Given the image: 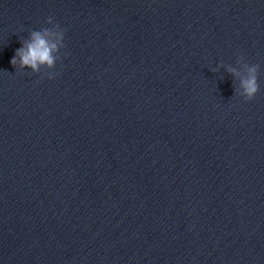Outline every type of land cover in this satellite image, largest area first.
Listing matches in <instances>:
<instances>
[{
  "label": "water",
  "instance_id": "obj_1",
  "mask_svg": "<svg viewBox=\"0 0 264 264\" xmlns=\"http://www.w3.org/2000/svg\"><path fill=\"white\" fill-rule=\"evenodd\" d=\"M0 264H264V0H0Z\"/></svg>",
  "mask_w": 264,
  "mask_h": 264
},
{
  "label": "clouds",
  "instance_id": "obj_2",
  "mask_svg": "<svg viewBox=\"0 0 264 264\" xmlns=\"http://www.w3.org/2000/svg\"><path fill=\"white\" fill-rule=\"evenodd\" d=\"M49 18V23H51ZM54 37V39H50ZM64 30L50 32L49 30L33 31L30 38L21 44V47L15 50L10 63L16 67L31 69L32 72L38 73L42 67L52 69L57 61V53L64 47ZM255 68L249 69V75L240 81V95L246 100L252 99L259 90ZM54 74L49 73L48 78H53Z\"/></svg>",
  "mask_w": 264,
  "mask_h": 264
}]
</instances>
